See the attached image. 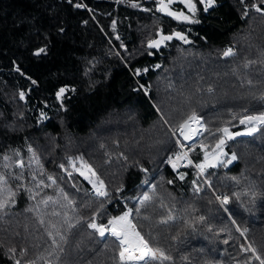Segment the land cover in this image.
<instances>
[{"label":"trees","instance_id":"trees-1","mask_svg":"<svg viewBox=\"0 0 264 264\" xmlns=\"http://www.w3.org/2000/svg\"><path fill=\"white\" fill-rule=\"evenodd\" d=\"M70 1L0 0V176L15 193L0 209V264H121L119 241L88 223L126 207L149 246L170 257L149 264H260L264 125L226 140L224 163L202 174L194 165L218 129L239 132L240 118L264 112V2L216 0L205 12L197 1L199 23L182 24L156 0H81L92 13ZM173 32L188 42L148 47ZM192 112L208 131L186 142L178 126ZM182 149L192 163L173 168ZM81 158L108 196L67 175ZM249 245L255 255L241 250Z\"/></svg>","mask_w":264,"mask_h":264},{"label":"snow or ice","instance_id":"snow-or-ice-1","mask_svg":"<svg viewBox=\"0 0 264 264\" xmlns=\"http://www.w3.org/2000/svg\"><path fill=\"white\" fill-rule=\"evenodd\" d=\"M159 2V9L162 12H165L167 15L172 16L174 19L188 22V23H199L198 20H193L189 16L185 15L183 12H175L169 10V5L173 2V0H158ZM180 3L184 5L185 8L192 14L194 17L197 12V5L193 2V0H179ZM216 0H199V3L204 6L203 10L205 12L208 11L209 8L213 7ZM243 2V0H241ZM264 2V0H262ZM134 7L136 5H133ZM77 7H80V5H77ZM255 10L257 12H261L262 10L259 7H255ZM173 37L182 40L184 42H188L187 37L182 35L180 32H173L171 35H163L160 34L159 40H150L148 42L149 48H159L162 43L165 41H170L173 39ZM45 52V49L41 48L39 49L35 54L40 55L41 53ZM232 49H228L225 51V56L232 55ZM151 55V53H149ZM19 71V69H17ZM35 83V81H33ZM251 83V82H249ZM65 89H60V92L57 94V98H61ZM74 91V89H73ZM20 98L24 99L23 92L20 93ZM240 123L243 125H250V127H247L246 133H232L229 131L227 127L218 129V131L223 133V136L220 137L211 153L208 151H205L204 155V162L200 164L194 165L197 169L200 170L201 174L204 172V170L208 167H216V162L224 163L223 161L219 160L220 156L227 155V153L224 152V146L226 143V140H232L236 136L247 134L251 135L252 133L256 132L258 130L259 125H264V112L260 113L259 115H248L240 118ZM193 124L200 125V117L197 116L195 112H192L188 118L183 121L179 126L178 130L180 134L184 137L185 140H192L193 137L198 134L201 131H208L207 128L200 127V128H194ZM177 144L180 145V141L177 140ZM181 148H183V145H180ZM201 147L204 148L205 146L203 143H201ZM7 160L8 157H5ZM237 156L235 153H232L231 159L227 161V163H231L232 161L236 160ZM175 160H187V153L186 152H179L175 154ZM81 170L80 175L84 176L85 179L91 183L96 191L97 196L106 197L109 195L107 191H105V186L103 180H101L95 173V171L92 169L90 165L87 164V162H84L81 158ZM168 163L172 164L173 168L177 167V163L174 162L172 157H169ZM188 163L191 164L192 161L188 160ZM22 166V165H21ZM63 167V165H61ZM69 175H71L69 173ZM95 178V179H93ZM180 178H184V174H180ZM51 180L52 177H49ZM55 182V181H53ZM171 183V181H169ZM7 184V181L3 176H0V209H4L10 200L11 197L15 196V193L12 192L10 189H7L5 186ZM155 186H153L154 190ZM199 189H197L198 191ZM5 192H7V195H5ZM247 194V193H245ZM237 199H239V194H235ZM255 193H252L253 198H255ZM151 197L147 194H145L140 200L139 204L141 206H144L146 202L150 201ZM217 201L220 202L221 206L227 205L229 203V196L223 195V196H216ZM46 203V201H45ZM71 203V201H70ZM227 211V209H225ZM137 212H139V209H137ZM132 215V210L129 209L128 211L124 212L120 216L112 217L108 220L107 225H98L95 223V217L92 218V221L88 223V227L94 229L96 232L99 233L101 237L105 236L106 232H110L112 236H114L120 244V252L119 257L121 264H126L128 261H144V264H149L150 260H168L170 259L169 256L165 255L164 252L158 248H152L149 246V243L145 238L140 234V232L137 230L136 225L132 222V219H130ZM201 220L204 219V217H200ZM166 222V221H164ZM43 223V221H41ZM233 224L236 223L235 220L232 221ZM70 227H74V225H70ZM209 231H211V228H209ZM223 231V229L221 230ZM237 231L240 232V234L243 236L247 232V229L241 230L239 227H237ZM51 236L52 234L49 233ZM59 240L56 239V237L52 238V245L54 250L63 251V249L60 246V242H63L66 240V238L63 235H60L59 233ZM228 241L225 240L224 243H227ZM242 251H251L253 255H255V248H253L251 245L248 246L247 249L242 248ZM10 252H15V249H9ZM55 254V251L54 253ZM58 259V257H57ZM256 259L260 260V264H264V259H261L259 256H256ZM17 264H19V261H17Z\"/></svg>","mask_w":264,"mask_h":264},{"label":"rangeland","instance_id":"rangeland-1","mask_svg":"<svg viewBox=\"0 0 264 264\" xmlns=\"http://www.w3.org/2000/svg\"><path fill=\"white\" fill-rule=\"evenodd\" d=\"M157 1V3H158V0H156ZM199 2V0H193V2L194 3H196V2ZM202 5V4H201ZM203 6V5H202ZM203 8H204V6H203ZM184 13L185 14H187L189 17H193L192 16V14L187 10V8L186 9H184ZM200 127H202V124L200 123V125H197V128H200ZM247 127H250V125H248V126H246L243 130H241V131H239V133H246L247 132ZM229 131H230V129H229ZM230 132H232V133H237V132H233L232 130L230 131ZM200 134V132L198 133V134H196V136L195 137H193V140L198 136ZM181 137H182V135H181ZM237 137V136H236ZM186 142H191V140H185ZM213 149H214V147H213ZM213 149H212V151H213ZM212 151H210L209 153H211ZM181 152H186V151H184L183 149L181 150ZM224 152H225V150H224ZM179 153V152H178ZM187 153V152H186ZM226 153V152H225ZM226 155H223V156H220L219 157V160L220 161H223L224 160V157H225ZM172 158H173V160H174V162H176L177 163V166H179V165H181V166H183L184 165V162H188V159L187 160H180V161H176L175 160V155H173L172 156ZM77 161L79 162V163H77ZM81 160H76L75 162L73 161L72 162V164L70 165V166H68L67 167V169L69 170V172H68V176H70L69 175V173L71 174V171L73 172V167L75 168V167H77V166H81ZM204 162V158H203V160H202V162L201 163H203ZM217 164H219V162H216V165ZM172 165V164H171ZM130 208L129 207H126V209L123 211V212H121L118 216H120V215H122L124 212H126V211H128ZM97 221V222H96ZM95 221V223H97L98 225H107V223L106 224H100L99 223V221L98 220H96ZM106 233H108V232H106ZM109 234V233H108ZM111 234V233H110ZM130 262V261H129ZM131 262H137V261H131Z\"/></svg>","mask_w":264,"mask_h":264},{"label":"built area","instance_id":"built-area-1","mask_svg":"<svg viewBox=\"0 0 264 264\" xmlns=\"http://www.w3.org/2000/svg\"><path fill=\"white\" fill-rule=\"evenodd\" d=\"M69 3L71 2L70 0H67ZM77 5H80V7H77ZM72 6L76 9H84L86 10L88 13H92V9L88 8L87 6H85L83 4V2L80 0V1H75L72 3ZM80 170H81V166H77V167H73V172L71 171V175L75 174L76 176H78L80 179H82L83 181L87 182L89 186H87V191L90 195H94L96 197H101V196H97L96 195V191L93 187V185L91 183H89V181L87 179H85L84 176L80 175ZM95 179V178H93ZM105 190V189H104ZM93 217H95V221L97 220V217H96V214L93 215ZM97 222V221H96ZM110 234V232H108Z\"/></svg>","mask_w":264,"mask_h":264},{"label":"water","instance_id":"water-1","mask_svg":"<svg viewBox=\"0 0 264 264\" xmlns=\"http://www.w3.org/2000/svg\"><path fill=\"white\" fill-rule=\"evenodd\" d=\"M149 1H151V0H149ZM166 2H167V0H166ZM176 3H179V4L182 6L180 10H177L176 7L174 6ZM156 7H157V10H158L159 7H160L159 2L156 4ZM183 8H184V5H183L182 3H180L179 0H173V2L169 5V10H171V11H175V12H183V13H184ZM158 11L160 12V14H161L163 17L168 18V19H171V20L174 19L172 16L167 15L165 12H162V11H160V10H158ZM184 14H185V13H184ZM185 15H187V14H185ZM187 16H188V15H187ZM190 18L193 19V17H190ZM174 20H176V22H178V23H182V24H187V23H188V22H184V21L177 20V19H174ZM193 20H195V19H193ZM189 24H192V23H189ZM200 121H201V120H200ZM179 136L181 137V134H179ZM181 138H182V137H181ZM183 139H184V138H183ZM184 140H185V139H184ZM130 262H131V261H130ZM137 262H141V261H137ZM131 263H132V262H131Z\"/></svg>","mask_w":264,"mask_h":264},{"label":"flooded vegetation","instance_id":"flooded-vegetation-1","mask_svg":"<svg viewBox=\"0 0 264 264\" xmlns=\"http://www.w3.org/2000/svg\"><path fill=\"white\" fill-rule=\"evenodd\" d=\"M174 6L176 7L177 10H180L182 7L179 3H176Z\"/></svg>","mask_w":264,"mask_h":264},{"label":"bare ground","instance_id":"bare-ground-1","mask_svg":"<svg viewBox=\"0 0 264 264\" xmlns=\"http://www.w3.org/2000/svg\"><path fill=\"white\" fill-rule=\"evenodd\" d=\"M193 127H194V128H197V125L193 124ZM195 136H196V135H195ZM195 136H194V137H195ZM182 138H184V137L182 136Z\"/></svg>","mask_w":264,"mask_h":264},{"label":"crops","instance_id":"crops-1","mask_svg":"<svg viewBox=\"0 0 264 264\" xmlns=\"http://www.w3.org/2000/svg\"><path fill=\"white\" fill-rule=\"evenodd\" d=\"M186 9L185 7L183 8V10ZM201 122V121H200Z\"/></svg>","mask_w":264,"mask_h":264}]
</instances>
